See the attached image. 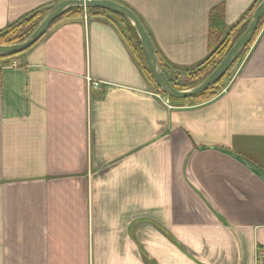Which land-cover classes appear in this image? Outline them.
I'll return each instance as SVG.
<instances>
[{"label": "crops", "instance_id": "1", "mask_svg": "<svg viewBox=\"0 0 264 264\" xmlns=\"http://www.w3.org/2000/svg\"><path fill=\"white\" fill-rule=\"evenodd\" d=\"M61 0H0V32ZM169 74L209 12L255 0H114ZM0 67V264H264V25L207 101H164L106 16L49 27ZM93 81L99 82L94 86Z\"/></svg>", "mask_w": 264, "mask_h": 264}, {"label": "trees", "instance_id": "2", "mask_svg": "<svg viewBox=\"0 0 264 264\" xmlns=\"http://www.w3.org/2000/svg\"><path fill=\"white\" fill-rule=\"evenodd\" d=\"M261 0H255L249 8L242 14L239 20L231 26L225 23L224 17V6L222 4L216 5L211 8L209 12V29H208V47L209 54L201 62L199 67L195 70L185 73H172L169 74L162 67L161 69L167 76L171 85L179 90L188 89L199 82H201L209 73L218 65V63L225 56L229 48L239 38V36L246 29L249 20L251 18L253 10L260 3ZM48 8H42L32 12L29 16L24 18L22 21L8 25L2 32H0V44H10L22 41L25 39L31 31L36 27L39 21L42 19ZM86 11L90 15H103L111 20L122 32L129 45L132 47L135 57L140 63L145 75L153 83L157 90L160 91L159 87L154 81V78L148 68L147 62L144 57L143 49L139 37L135 31L132 23L124 16L104 10L97 7H79L75 6L65 11L60 17H58L52 24L67 18L77 17ZM264 25V14L261 16L257 28L250 42L246 45L243 52L236 60L235 64L245 55L249 47L252 45L257 34ZM50 26V27H51ZM18 55V54H17ZM15 56V55H14ZM12 56H0V67L7 65L9 62L3 61ZM161 66V65H160ZM234 66V65H233ZM229 71V70H228ZM228 71L222 76L216 83L208 87L206 90L193 95L188 98H173L171 100L179 103L180 105L196 104L203 101H207L221 92L226 84L224 81L228 75ZM161 92V91H160Z\"/></svg>", "mask_w": 264, "mask_h": 264}, {"label": "water", "instance_id": "3", "mask_svg": "<svg viewBox=\"0 0 264 264\" xmlns=\"http://www.w3.org/2000/svg\"><path fill=\"white\" fill-rule=\"evenodd\" d=\"M75 6L83 8H102L104 10L120 14L127 18L134 26L135 31L139 37L145 60L155 83L162 93L173 98H188L196 95L206 90L208 87L216 83L222 76H224V74L236 62L246 45L252 39L258 22L261 16L264 14V0H261L253 10L246 29L229 48L218 65L201 82L191 88L183 90L174 88L169 82L167 76L161 69V66L158 62L154 45L136 14L130 8L114 0H61L52 5L46 11L42 19L25 39L15 43L0 44V56H14L23 52L31 45H33L37 40H39L58 17H60L68 9Z\"/></svg>", "mask_w": 264, "mask_h": 264}, {"label": "built area", "instance_id": "4", "mask_svg": "<svg viewBox=\"0 0 264 264\" xmlns=\"http://www.w3.org/2000/svg\"><path fill=\"white\" fill-rule=\"evenodd\" d=\"M17 65H18V62H17L15 59H13L12 61L9 62V66L14 67V66H17ZM98 83H99V82H97V81H93V82H92V84H93L94 86L98 85ZM163 96H164V101H165V102H168L167 99L169 98V96H167V95H165V94H163Z\"/></svg>", "mask_w": 264, "mask_h": 264}, {"label": "rangeland", "instance_id": "5", "mask_svg": "<svg viewBox=\"0 0 264 264\" xmlns=\"http://www.w3.org/2000/svg\"><path fill=\"white\" fill-rule=\"evenodd\" d=\"M234 66H235V63L233 64ZM231 66V68L229 69V71H228V75L226 76V78H225V82H226V84H225V86L227 85V83L229 82V80H230V78H231V74H232V70H233V68H234V66ZM225 75V74H224ZM225 86H224V88H225ZM223 88V89H224Z\"/></svg>", "mask_w": 264, "mask_h": 264}]
</instances>
